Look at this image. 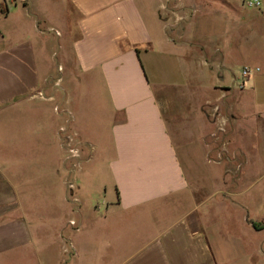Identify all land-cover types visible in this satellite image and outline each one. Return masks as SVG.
Segmentation results:
<instances>
[{
    "label": "crops",
    "instance_id": "obj_1",
    "mask_svg": "<svg viewBox=\"0 0 264 264\" xmlns=\"http://www.w3.org/2000/svg\"><path fill=\"white\" fill-rule=\"evenodd\" d=\"M40 1L0 0V264L31 242L28 214L42 209L68 244L66 264H264V214L251 218L239 201L237 144L253 122L264 162V32L248 43L251 33L230 29L262 24L260 0L251 15L245 0H175L191 10L179 23L164 0H46L51 12ZM238 64L258 68L243 88ZM63 126L82 144L77 161ZM195 148L219 167L221 189L207 190L211 174L197 179ZM263 182L264 172L252 184ZM218 208L240 227L211 221Z\"/></svg>",
    "mask_w": 264,
    "mask_h": 264
},
{
    "label": "rangeland",
    "instance_id": "obj_2",
    "mask_svg": "<svg viewBox=\"0 0 264 264\" xmlns=\"http://www.w3.org/2000/svg\"><path fill=\"white\" fill-rule=\"evenodd\" d=\"M247 4H245V8L247 12H249L248 15H251L252 13L256 12L258 5H254V0H245ZM40 8L42 10L50 11L51 6L48 5L49 8H47V2L44 0V2H41ZM245 3V2H244ZM164 5L162 6V12L166 15H170L172 19L177 23H179L180 18H184V20H189L191 10H187L185 13H182L179 8L176 6L175 0H164ZM248 5H251L248 6ZM260 10L264 9V0H260V6H258ZM51 12V11H50ZM249 19V18H248ZM247 19L246 22L238 23L237 25H230L231 32H249L250 34H247L246 36V42H252L254 35L252 32H264V22L262 24H255L253 21L251 23ZM178 25V24H177ZM218 25H215V28H218ZM171 31V30H170ZM242 43H244V39L242 40ZM247 52V51H246ZM244 55H242L243 59L251 58L253 55H249V52H247ZM61 54L57 55L56 59H59ZM251 56V57H250ZM237 65L235 69V77L238 79V77L241 76V70L243 66ZM57 71V66H56ZM253 77V74H251V77ZM249 79V78H248ZM247 79V80H248ZM244 80L245 83L247 81ZM261 92H264L261 91ZM170 93L174 95V91L171 90ZM253 93V94H252ZM251 94H248L244 99L245 104V110L248 112H252L254 110V92ZM263 125V124H262ZM260 124V126H262ZM260 127L256 126V124H253L249 121V124L244 125V127L240 130V132L237 134V144L241 146L244 151L246 152V160H245V169L243 171L244 174V180H243V189L246 188V190L242 193V197L239 201H241L247 208L249 212V216L251 218H258L264 214V182L262 185H260V188L263 187L261 190L260 188L258 191L256 190L255 180L262 172H264V162L260 159V149H257L255 147V143L257 140V134H259ZM222 132V131H217ZM217 132L214 134V141L213 146L216 147V144L222 140V136H218ZM193 140L197 142V134L192 135ZM197 150V157L194 159L193 165L195 168V173L197 175V179L202 180L203 184L208 182L210 180L211 184L208 185V189H221L222 185H219V174L220 169L217 166L211 167L209 170L207 166L204 165L202 160L200 159V150L198 148H195ZM193 149L192 151H196ZM220 150L218 148H213L212 152L214 153V156L216 158H219L218 153ZM210 155V154H209ZM222 156V155H221ZM187 163L184 161L183 165L184 168L188 171L189 175L192 173L190 170V166L186 165ZM88 166V165H87ZM86 166V167H87ZM192 166V167H193ZM189 168V169H188ZM238 172V166L234 165L231 166V177L236 175ZM209 174L213 175L212 177ZM191 176V175H190ZM208 177V180H207ZM211 178V179H210ZM204 188H207L204 186ZM205 190L204 192H206ZM238 200V199H237ZM38 209V208H36ZM29 211V209H28ZM49 209H42V210H36V212H29V216L31 218L29 231H30V237H32L31 242L28 244L22 245L21 247H14L12 250L7 251L5 256L1 260V264H66L69 257L64 254V251L67 252L68 250V244H65V240L62 238L57 237L56 235V227L51 221L52 214H50ZM215 213V212H214ZM212 214L211 221H225V222H232L233 224H236L235 227L239 228L241 224V217L238 213L235 211L227 212L225 210H222L221 208H218L216 211V214ZM221 223V222H220ZM68 232V229H67ZM65 232V235L67 234ZM246 238L254 241L256 239V234L251 233L250 231H247Z\"/></svg>",
    "mask_w": 264,
    "mask_h": 264
},
{
    "label": "built area",
    "instance_id": "obj_3",
    "mask_svg": "<svg viewBox=\"0 0 264 264\" xmlns=\"http://www.w3.org/2000/svg\"><path fill=\"white\" fill-rule=\"evenodd\" d=\"M254 5H259V1L258 0H254ZM256 71H258V68L256 67H250V66H243L242 70H241V76L238 78V87L239 88H243L245 86V79L247 80L248 78L251 77V74H254ZM58 77L55 78V85L58 86ZM39 95L42 96V93L40 92ZM52 99V98H50ZM55 110L59 111V112H63L65 113V115L67 116V118H71V114L68 110L63 109L60 107L59 104L55 105ZM60 133H61V141L63 146L66 148L67 153H68V158L69 159H73L75 161H77V159H79L81 157V150H82V144L75 142L74 139L67 133V128L65 126L60 127ZM68 186L70 188L73 187L72 183L69 182ZM71 226H75L76 222L73 220H70L68 222Z\"/></svg>",
    "mask_w": 264,
    "mask_h": 264
},
{
    "label": "trees",
    "instance_id": "obj_4",
    "mask_svg": "<svg viewBox=\"0 0 264 264\" xmlns=\"http://www.w3.org/2000/svg\"><path fill=\"white\" fill-rule=\"evenodd\" d=\"M253 226H254L255 228H258V224H257V223H254V222H253Z\"/></svg>",
    "mask_w": 264,
    "mask_h": 264
}]
</instances>
